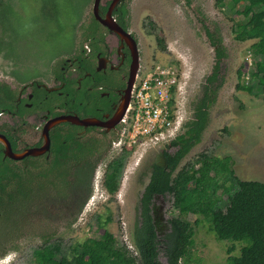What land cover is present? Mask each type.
<instances>
[{"label": "flooded vegetation", "instance_id": "obj_1", "mask_svg": "<svg viewBox=\"0 0 264 264\" xmlns=\"http://www.w3.org/2000/svg\"><path fill=\"white\" fill-rule=\"evenodd\" d=\"M81 1L80 13L77 9L70 22L68 16L77 0H33L35 13L30 19L24 17V0H0V258L7 251L4 244L10 241H53L54 226L69 229L94 194L118 198L129 176L136 174L141 181L144 174L134 241L152 171L163 166L173 177L185 157L171 166L162 160L163 154L174 155L177 145L171 142L184 131L179 130L186 99L180 89L171 130L128 143L132 97L143 75L141 36L153 32L161 50L166 48L164 37L151 19L144 32L143 25L133 23L137 19L134 0ZM180 1L191 5L190 0ZM193 14L213 50L202 94L216 64V74L223 79L226 52L218 28L200 13ZM20 21L30 25L19 29ZM206 29H215L220 36L224 49L220 61L215 59ZM16 41H28L30 54L20 53L19 46H13ZM165 142L147 173L137 171L141 156ZM118 162V186L111 192L105 179ZM147 195L148 213L161 231L154 200L169 195L172 205V193Z\"/></svg>", "mask_w": 264, "mask_h": 264}, {"label": "rangeland", "instance_id": "obj_2", "mask_svg": "<svg viewBox=\"0 0 264 264\" xmlns=\"http://www.w3.org/2000/svg\"><path fill=\"white\" fill-rule=\"evenodd\" d=\"M190 1V7H186L180 0H134L137 19H133V23L137 26L143 25L142 32H144L148 30L146 21L151 19L166 43L165 50H161L155 42L153 32L141 36L143 63L140 74H144L156 63L168 64L176 69L177 77L180 78V88L177 87L176 95L179 98L180 89L181 95L185 96L183 122H187L192 117L193 104L201 94L200 88L213 63L212 47L193 11L200 13L209 24L216 26L226 52L222 73L223 83L215 101L209 106L207 124L199 141L185 155L179 166L194 160L202 151L219 157L229 155L234 173L240 179L264 182V91L255 89L256 93L253 94L236 88L238 79L245 84L256 85L249 75L254 68V62L260 57L250 48L254 39L238 41L233 38L232 26L242 19L235 10H229L227 6H219L215 0ZM31 3L33 0H24L22 3L26 4L24 17L29 19L35 13L31 10ZM81 4L82 1L77 0L75 12L68 16V21L72 22L73 17L77 16V9L80 13ZM17 24V27L21 24L19 29H24L30 25V22L27 26L21 21ZM26 42L27 44L25 42L22 44L16 41L13 46L18 45L20 53L30 54L32 45ZM22 49L25 50L22 52ZM248 53L251 54V61L246 59ZM238 69L241 72L240 77H238ZM184 123L180 132L184 128ZM166 143L143 153L137 171L146 174L148 166L157 159V152ZM137 178L135 174L125 180L123 187H120L118 198L114 195L107 196L105 193L102 197L94 194L83 205L75 223L72 224L71 220L69 229L56 225L51 236L68 246L88 237L98 238L103 230L107 229L119 245L126 246L136 254L132 232L138 214L139 194L147 177L143 174L141 181ZM224 198L223 195V199L218 204L224 203ZM154 203L159 222L163 225L161 231H158L160 237L168 229L167 219L176 215L177 211L173 209L169 195L155 198ZM185 217L194 231L188 264H226V250L230 245L234 247L232 253H238L241 241L219 240L209 229L208 222L201 216L189 213ZM27 239V241H10L4 244L7 251L1 256L0 264H36L31 255L32 249L44 241ZM158 262L166 263L162 251L158 254Z\"/></svg>", "mask_w": 264, "mask_h": 264}, {"label": "trees", "instance_id": "obj_3", "mask_svg": "<svg viewBox=\"0 0 264 264\" xmlns=\"http://www.w3.org/2000/svg\"><path fill=\"white\" fill-rule=\"evenodd\" d=\"M242 16L232 26L238 41L254 39L250 48L260 56L249 73L256 85L238 79L236 88L255 94L264 91V0H215ZM215 59L220 61L224 49L216 30L206 29ZM213 72L206 77L203 92L193 105L192 117L184 123V131L171 142L177 145L174 155L163 154L167 166L175 164L196 144L208 120V108L215 101L222 78ZM241 72L238 69V77ZM172 160V161H169ZM121 164L111 168L105 179L109 191L118 186ZM172 193V205L177 211L167 220L168 229L159 237L152 216L148 213V195L153 191ZM224 198V203L218 204ZM196 214L208 222L219 240L241 241L237 254L233 245L227 247L226 264H264V182L240 179L231 166L229 155L216 156L199 152L194 160L185 162L173 177L157 166L150 176L142 196L141 223L133 233L136 254L119 245L113 234L104 229L98 238L88 237L63 245L60 240L44 241L32 249L36 264H159L162 251L165 264H188L193 243V228L187 214ZM244 241V242H243ZM239 243V242H238Z\"/></svg>", "mask_w": 264, "mask_h": 264}, {"label": "built area", "instance_id": "obj_4", "mask_svg": "<svg viewBox=\"0 0 264 264\" xmlns=\"http://www.w3.org/2000/svg\"><path fill=\"white\" fill-rule=\"evenodd\" d=\"M250 55L247 54L248 61ZM177 85V71L168 64L156 63L142 75L132 97L129 144L171 130Z\"/></svg>", "mask_w": 264, "mask_h": 264}, {"label": "water", "instance_id": "obj_5", "mask_svg": "<svg viewBox=\"0 0 264 264\" xmlns=\"http://www.w3.org/2000/svg\"><path fill=\"white\" fill-rule=\"evenodd\" d=\"M129 89H130V87H129ZM168 225V224H167Z\"/></svg>", "mask_w": 264, "mask_h": 264}]
</instances>
